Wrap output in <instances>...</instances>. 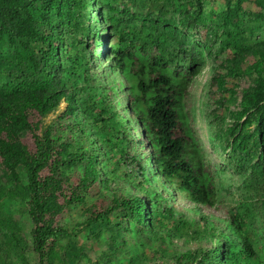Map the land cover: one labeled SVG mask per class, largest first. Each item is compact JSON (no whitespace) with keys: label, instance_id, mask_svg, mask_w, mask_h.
<instances>
[{"label":"trees","instance_id":"trees-1","mask_svg":"<svg viewBox=\"0 0 264 264\" xmlns=\"http://www.w3.org/2000/svg\"><path fill=\"white\" fill-rule=\"evenodd\" d=\"M250 1L227 0L210 18L204 0H0V159L12 184L3 194L26 206L38 264L58 255L67 230L56 217L74 206L129 264L149 260L147 248L153 264H264L246 203L255 191L264 213V41L243 42L262 32L264 0L248 22ZM226 51L233 57L212 70V85L224 82L221 70L240 74L248 55L258 70L227 128L242 154L236 210L219 199L214 167L193 157L197 148L206 158L188 110L203 65ZM96 195L107 204L86 206ZM0 224L23 248L24 224Z\"/></svg>","mask_w":264,"mask_h":264},{"label":"rangeland","instance_id":"rangeland-1","mask_svg":"<svg viewBox=\"0 0 264 264\" xmlns=\"http://www.w3.org/2000/svg\"><path fill=\"white\" fill-rule=\"evenodd\" d=\"M226 2L227 0H204L208 16L210 18L217 17L218 13L225 9ZM120 7H123V4ZM245 10L242 17L248 22L256 18L254 15L260 12V8L255 0L246 3ZM201 35H205V30H202ZM256 41H264V27L261 33L258 32L252 35L248 32L243 38L245 45L253 44ZM232 57V51H226L221 53L217 61L213 58H208L203 65L201 73L197 75L189 87L188 110L192 111L194 116V130L196 136L201 141L206 158H203L197 148H195L196 151H191L193 152V157L196 161L200 160L201 163H204L205 167H207L206 163H210L214 167V173L220 189L221 198L219 199L221 201L223 199L225 207L228 206V208L236 210L240 207L236 199L243 192L240 189L242 188L240 174L236 170L237 159L242 154L240 151L235 150V137L227 128L236 119L233 112L240 110L239 103L241 102L244 90L253 87L254 82L258 79V70L254 67L257 58L254 55H248L240 62V74H227L229 69L221 70L225 75L224 82L219 86L217 84L212 85V70L219 64L220 60ZM102 61L101 68L105 67L106 71H108V67L104 65V56L102 57ZM4 81L5 77L0 71V83ZM123 99L128 102L126 93L123 94ZM65 107L66 104L62 103L58 110L49 114L43 120V126H53L60 114L65 110ZM244 120L245 117L240 122ZM250 129H253V127H250ZM28 141L31 142L30 137ZM78 170L79 173L82 172L81 169ZM247 173L252 176L250 171H247ZM72 181L76 184V174L73 176ZM11 186L12 184L5 177L0 159V211L2 212L0 213V217H2L5 223L8 220H12L17 225L23 223L24 227L20 235H23L26 239V241H23L24 247L18 248L11 236L10 230L4 228V224H0V264H38L36 255L31 252L32 240L30 231L33 225L26 206L18 198H8L6 193L3 194ZM252 193L247 196L248 201L246 202L251 205L250 208L256 207L253 210L256 224L254 223L252 226L251 233L257 238L262 239L264 235V213L259 207V205L261 206V201L257 200L258 198L254 194L255 191ZM107 202L108 198L103 195H96L92 200L87 198L85 204L86 206H91L95 203L99 208L101 205H106ZM181 202L187 203V200L182 198ZM83 208V206H74L56 217V221L67 230V235L58 241L55 248L58 255L53 259L52 264H129V259L123 252L114 251L107 241L105 242L101 239L102 237H106V232L103 231L99 234L94 233L90 228H86L87 215L83 211ZM126 235L127 238L130 237L129 234ZM132 242L134 241L130 239L129 245L133 251ZM178 242L182 243L181 240H178ZM256 247L259 248L257 244ZM67 250H70V252L68 254L64 253ZM146 253H149L150 259L140 264H153L157 261L148 248L146 249ZM262 257L264 258V255ZM130 261L136 264V260Z\"/></svg>","mask_w":264,"mask_h":264}]
</instances>
